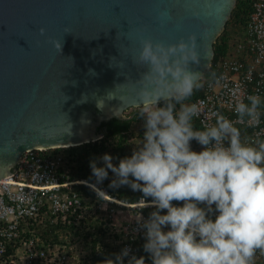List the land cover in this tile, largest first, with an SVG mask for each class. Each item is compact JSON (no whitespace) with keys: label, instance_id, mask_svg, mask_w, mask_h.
Segmentation results:
<instances>
[{"label":"clouds","instance_id":"9594fccd","mask_svg":"<svg viewBox=\"0 0 264 264\" xmlns=\"http://www.w3.org/2000/svg\"><path fill=\"white\" fill-rule=\"evenodd\" d=\"M140 43L133 63L146 71L134 82L139 106L131 107L143 122L140 144L124 157L92 158L89 183L140 193L152 209L137 226L146 255L124 246L98 264H255L264 255V138L249 142L237 125L259 127L264 98H237L235 120L214 112V123L196 128L202 109L189 102L203 79L190 67L200 63L196 34Z\"/></svg>","mask_w":264,"mask_h":264},{"label":"water","instance_id":"95a60500","mask_svg":"<svg viewBox=\"0 0 264 264\" xmlns=\"http://www.w3.org/2000/svg\"><path fill=\"white\" fill-rule=\"evenodd\" d=\"M237 0H0V178L35 148L75 146L138 107L141 40L197 36L202 77ZM43 29V33H41ZM62 44L61 51L57 45Z\"/></svg>","mask_w":264,"mask_h":264},{"label":"built area","instance_id":"2783aa9c","mask_svg":"<svg viewBox=\"0 0 264 264\" xmlns=\"http://www.w3.org/2000/svg\"><path fill=\"white\" fill-rule=\"evenodd\" d=\"M252 7L243 35L213 65L212 76L203 81L201 96L191 101L200 103L202 115L194 119L201 126L214 123V112L235 120L237 98L252 94L264 98V0H253ZM237 126L249 142L264 138V115L259 127ZM134 141L129 143L128 155L141 140ZM68 147L73 146L27 150L14 172L0 178V264H97L93 247L96 252L107 247L100 240L93 246L92 237L88 242L82 237L90 229L86 222L96 219L113 234L111 246H130L140 255L135 240H144L137 231L141 217L147 216L144 202L119 198L107 188V180L97 187L86 177H74L80 170L73 156L53 151ZM105 153L112 155L111 149ZM84 186L91 195L83 191ZM44 229L56 233L58 241L45 242ZM115 233L123 235L117 238ZM255 264H264V255L257 253Z\"/></svg>","mask_w":264,"mask_h":264},{"label":"trees","instance_id":"16d2710c","mask_svg":"<svg viewBox=\"0 0 264 264\" xmlns=\"http://www.w3.org/2000/svg\"><path fill=\"white\" fill-rule=\"evenodd\" d=\"M252 0H237L236 6L234 7L230 19L227 21L225 29L221 34L217 37L214 43V57L212 59L211 66L205 71L203 75V79L201 80V85L205 78H209L212 76V71L214 70L213 65L217 63V61L228 55L229 50L231 48L229 38L231 37V33H229V26L235 25L240 29H244L247 21L249 19L250 13L252 12ZM201 88L196 90L191 97V101L195 100L199 96H201ZM140 111V110H139ZM139 111L134 108L131 112L126 114L125 119H117L113 118L106 123H103L100 127V132L102 133V137L87 143H83L78 146L68 147V148H55L53 151L56 153L57 151H66L69 155L73 156V159L76 161V165L79 168V172H74V177H86L89 179L91 175V169L89 167L88 161L92 158L97 157L99 154L105 153L107 150L111 149V153L113 157H124L128 155L129 143L135 142V139H141L143 129H142V120L138 118ZM194 124L196 128H201L200 123L194 119ZM193 148L195 150H200V146L193 141ZM116 162V161H114ZM83 191L87 195H91L92 193L85 186L83 187ZM113 194L117 195L119 198L127 200L129 202H135L139 199L140 193L133 192L127 188H121L119 190H112ZM151 208H144L143 212L148 214L151 211ZM86 225L90 227L84 235H82L83 239L87 241L89 237H92L93 246L97 244V241L103 242V244L107 247V249L103 251H95L93 247V256L96 263L104 258V256L111 252H118L121 249L119 247H113L112 244V233L106 230L102 223L97 219L91 224L90 222H86ZM83 227V226H82ZM88 227V228H89ZM94 229H91L93 228ZM73 230V227H71ZM79 234V231H75ZM122 234L115 233L117 238L122 237ZM42 239L45 242H56L58 241L57 235L50 234L49 230L44 229L42 231ZM139 246L140 255H146L143 253L142 244L144 240L138 243V240H135Z\"/></svg>","mask_w":264,"mask_h":264},{"label":"rangeland","instance_id":"374dc122","mask_svg":"<svg viewBox=\"0 0 264 264\" xmlns=\"http://www.w3.org/2000/svg\"><path fill=\"white\" fill-rule=\"evenodd\" d=\"M229 33H231V37L229 38L230 44L233 45V43L243 35V30L238 28L235 25L229 26ZM134 108H129L127 113L131 112Z\"/></svg>","mask_w":264,"mask_h":264},{"label":"flooded vegetation","instance_id":"af4514ba","mask_svg":"<svg viewBox=\"0 0 264 264\" xmlns=\"http://www.w3.org/2000/svg\"><path fill=\"white\" fill-rule=\"evenodd\" d=\"M226 26V25H225ZM225 28V27H224Z\"/></svg>","mask_w":264,"mask_h":264}]
</instances>
